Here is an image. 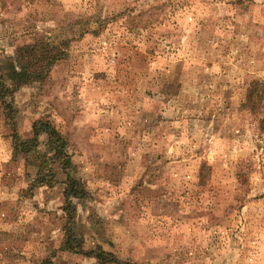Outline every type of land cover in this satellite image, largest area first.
Returning a JSON list of instances; mask_svg holds the SVG:
<instances>
[{
	"label": "rangeland",
	"instance_id": "374dc122",
	"mask_svg": "<svg viewBox=\"0 0 264 264\" xmlns=\"http://www.w3.org/2000/svg\"><path fill=\"white\" fill-rule=\"evenodd\" d=\"M38 36L66 55L11 92L17 132L46 119L66 138L84 248L264 264V0H0L2 62ZM13 132L0 102V264H99L60 250L67 172L36 183Z\"/></svg>",
	"mask_w": 264,
	"mask_h": 264
},
{
	"label": "trees",
	"instance_id": "16d2710c",
	"mask_svg": "<svg viewBox=\"0 0 264 264\" xmlns=\"http://www.w3.org/2000/svg\"><path fill=\"white\" fill-rule=\"evenodd\" d=\"M65 55L66 51L61 44H53L44 36H38L34 41L19 46L13 59L6 63L0 60V102L4 110L5 119L14 130L13 157H25L31 153L37 155L39 166L35 176L36 183L54 185V183L58 182L57 171L52 167L54 163H59L60 169L67 172L66 178L62 181L65 184L64 210L67 223L64 226V241L60 250L95 258L99 264H150L123 260L101 246L92 249L84 248L83 238L75 229V200L85 197L87 190L81 180L69 173L73 162L67 151L68 142L66 138L46 119L38 120L33 124L32 137L23 138L17 132L16 110L10 99L11 92L30 82L45 80L52 66ZM257 86L258 82L253 81L251 83L244 106L253 105L257 109V104L262 99L261 93L257 92ZM42 134L47 136V149L43 152L38 149ZM37 264H53V260L51 256L43 257L37 261Z\"/></svg>",
	"mask_w": 264,
	"mask_h": 264
}]
</instances>
